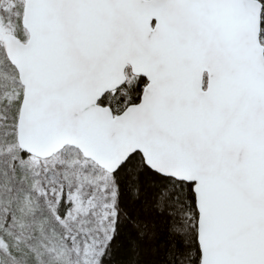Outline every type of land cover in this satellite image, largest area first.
Wrapping results in <instances>:
<instances>
[{
    "label": "snow or ice",
    "instance_id": "1",
    "mask_svg": "<svg viewBox=\"0 0 264 264\" xmlns=\"http://www.w3.org/2000/svg\"><path fill=\"white\" fill-rule=\"evenodd\" d=\"M0 264H264V0H0Z\"/></svg>",
    "mask_w": 264,
    "mask_h": 264
},
{
    "label": "trees",
    "instance_id": "2",
    "mask_svg": "<svg viewBox=\"0 0 264 264\" xmlns=\"http://www.w3.org/2000/svg\"><path fill=\"white\" fill-rule=\"evenodd\" d=\"M144 259L146 260V261H152L153 259H154V257L153 256H151V255H146L145 257H144Z\"/></svg>",
    "mask_w": 264,
    "mask_h": 264
}]
</instances>
